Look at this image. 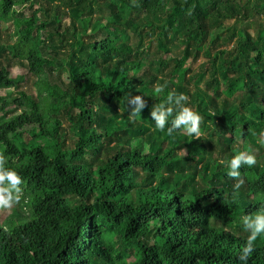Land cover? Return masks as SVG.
<instances>
[{
  "label": "trees",
  "instance_id": "obj_1",
  "mask_svg": "<svg viewBox=\"0 0 264 264\" xmlns=\"http://www.w3.org/2000/svg\"><path fill=\"white\" fill-rule=\"evenodd\" d=\"M34 3L31 17L17 10ZM242 11L237 0H0L15 38L0 43V168L16 171L20 183L4 185L25 206L0 223V264H264V232L250 239L264 164L230 165L245 152L237 135L254 145L264 132V36L217 49L202 88L187 81L203 71L183 64L208 19L230 39L225 21ZM13 66L35 95H1L24 80ZM185 106L199 136L174 127Z\"/></svg>",
  "mask_w": 264,
  "mask_h": 264
},
{
  "label": "rangeland",
  "instance_id": "obj_2",
  "mask_svg": "<svg viewBox=\"0 0 264 264\" xmlns=\"http://www.w3.org/2000/svg\"><path fill=\"white\" fill-rule=\"evenodd\" d=\"M239 1L240 5L242 6L243 11L236 17L235 19H230L225 21V25H229L232 34V37L230 39L228 38L229 32L227 34V39L224 38L218 39L217 32L215 27V22H213L211 19H208V26L209 31L207 32L205 38L203 39V47L196 52L197 57H193V55L189 56L187 60H182L184 67L190 68L192 72H198L203 71V77L200 79L193 78L189 81H187L192 89L202 88L204 87V81L208 80V76L210 75L211 71V64L210 60L214 54V52L217 49L220 48H230L231 45L236 42L238 39L243 38L244 31H247L251 36H255L256 34H260L261 37L264 36V11H256L254 10L252 3L250 0H237ZM260 3H263L264 0H257ZM38 7V4L34 3L32 7H29V4H25L23 6H20L17 10L19 13H22L25 17H31L32 11L35 10ZM13 31V27L11 23H7L5 21H0V43L1 44H10V42H13L15 38L11 36L10 34ZM184 36L180 37L178 41L175 43L177 48L175 46H171L170 49H167L165 51V54H162L166 59L173 58L172 56L178 55L180 51H182L183 46H181V42ZM169 46V45H168ZM193 53V51H192ZM11 74L13 77L17 75H23L24 80L20 83L18 89H4V91L1 93L7 100H11L15 96H18L20 91H25L27 94H33L36 93V88L33 84L34 77L29 75L27 70L24 67H16L13 66L11 68ZM59 74L58 72H54L53 77H56V75ZM60 78L65 81L66 79V72L62 69ZM1 105V102H0ZM8 116L11 115L14 112L13 105L9 104L6 108ZM17 112V111H16ZM256 140L254 145H251L250 143H247L244 141L240 135H237L235 138V146L237 148H245V153H250L255 157L256 164H264V132L260 131L258 134L254 136ZM259 141V148L256 147V143L258 144ZM0 187H5L4 183L0 184ZM9 189V188H8ZM10 192V191H9ZM12 194L15 196L21 195V191L18 188H12L11 190ZM25 206L19 205L18 200L14 199L10 206L7 208L0 207V223H2V220H4L8 215L13 214L15 212H21L24 211ZM218 225H221L218 223ZM237 226L232 225V228L227 227L226 230H231L233 232L237 231ZM132 258H126V260L130 261Z\"/></svg>",
  "mask_w": 264,
  "mask_h": 264
},
{
  "label": "clouds",
  "instance_id": "obj_3",
  "mask_svg": "<svg viewBox=\"0 0 264 264\" xmlns=\"http://www.w3.org/2000/svg\"><path fill=\"white\" fill-rule=\"evenodd\" d=\"M181 99H185V97L181 95ZM132 103L136 104L137 107L135 111L138 113L139 108L143 106L144 101L141 99V97L137 96L134 98ZM151 115L156 120L157 128L163 130L165 124L164 112H161L159 115H157V113L154 111L151 113ZM200 120L201 117L198 114L193 113L188 107L185 106L182 109V113L176 118L174 127H179L181 124H185V127L189 133H195L197 136H199ZM167 131L171 133L172 130L168 129ZM242 161L247 165H252L255 163V157L250 153L239 152L231 158V168L237 169ZM230 174L233 176L239 175V173L236 171H232ZM0 183H7L11 186H15L16 184L20 183V178L15 170H4L0 168ZM14 199H18V197H13L7 187H0V207H9ZM261 232H264V215H258L256 217L250 239H255L256 235Z\"/></svg>",
  "mask_w": 264,
  "mask_h": 264
}]
</instances>
